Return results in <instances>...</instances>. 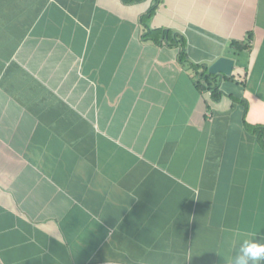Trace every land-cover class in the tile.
<instances>
[{
    "label": "crops",
    "instance_id": "0c3cea01",
    "mask_svg": "<svg viewBox=\"0 0 264 264\" xmlns=\"http://www.w3.org/2000/svg\"><path fill=\"white\" fill-rule=\"evenodd\" d=\"M245 238L264 0H0V264H229Z\"/></svg>",
    "mask_w": 264,
    "mask_h": 264
},
{
    "label": "clouds",
    "instance_id": "9594fccd",
    "mask_svg": "<svg viewBox=\"0 0 264 264\" xmlns=\"http://www.w3.org/2000/svg\"><path fill=\"white\" fill-rule=\"evenodd\" d=\"M249 261L252 264H261L264 261V244L245 238L239 254L230 259L229 264H248Z\"/></svg>",
    "mask_w": 264,
    "mask_h": 264
},
{
    "label": "water",
    "instance_id": "95a60500",
    "mask_svg": "<svg viewBox=\"0 0 264 264\" xmlns=\"http://www.w3.org/2000/svg\"><path fill=\"white\" fill-rule=\"evenodd\" d=\"M235 61L227 56H220L208 63L206 71L208 76L218 74L220 76H231Z\"/></svg>",
    "mask_w": 264,
    "mask_h": 264
},
{
    "label": "built area",
    "instance_id": "2783aa9c",
    "mask_svg": "<svg viewBox=\"0 0 264 264\" xmlns=\"http://www.w3.org/2000/svg\"><path fill=\"white\" fill-rule=\"evenodd\" d=\"M84 264H128V263H118V262H112V261H100V262L88 261Z\"/></svg>",
    "mask_w": 264,
    "mask_h": 264
},
{
    "label": "trees",
    "instance_id": "16d2710c",
    "mask_svg": "<svg viewBox=\"0 0 264 264\" xmlns=\"http://www.w3.org/2000/svg\"><path fill=\"white\" fill-rule=\"evenodd\" d=\"M237 45H238V44H234V45H232V46H233L236 50L239 51V50L241 49V47H239V46L237 47ZM202 74H203V75H207V71H206V68H205V67H203ZM213 96H216L215 92L213 93Z\"/></svg>",
    "mask_w": 264,
    "mask_h": 264
}]
</instances>
